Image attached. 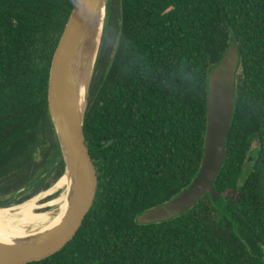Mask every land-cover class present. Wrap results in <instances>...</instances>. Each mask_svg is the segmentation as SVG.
Wrapping results in <instances>:
<instances>
[{
	"label": "trees",
	"instance_id": "1",
	"mask_svg": "<svg viewBox=\"0 0 264 264\" xmlns=\"http://www.w3.org/2000/svg\"><path fill=\"white\" fill-rule=\"evenodd\" d=\"M75 3L0 0L2 205L63 175L48 86ZM230 46L241 65L214 183L226 211L207 195L172 220L139 224L198 174L209 70ZM90 97L83 129L98 173L94 204L61 250L25 264H264V0H112Z\"/></svg>",
	"mask_w": 264,
	"mask_h": 264
},
{
	"label": "water",
	"instance_id": "2",
	"mask_svg": "<svg viewBox=\"0 0 264 264\" xmlns=\"http://www.w3.org/2000/svg\"><path fill=\"white\" fill-rule=\"evenodd\" d=\"M111 1L76 0L52 60L48 114L64 165L62 177L66 178L60 219L36 232H25L16 237L4 235L7 239H0V264H25L52 256L75 236L94 204L98 173L86 144L83 126L106 35ZM240 65L241 57L236 46H230L220 63L209 70L208 126L201 168L191 184L173 199L141 213L137 217L139 224L172 220L207 195L226 211L223 196L214 183L227 158V139L234 114ZM15 204L12 202L0 207ZM34 212L39 213L37 209Z\"/></svg>",
	"mask_w": 264,
	"mask_h": 264
},
{
	"label": "bare ground",
	"instance_id": "3",
	"mask_svg": "<svg viewBox=\"0 0 264 264\" xmlns=\"http://www.w3.org/2000/svg\"><path fill=\"white\" fill-rule=\"evenodd\" d=\"M65 187L66 178L62 177L60 180H58V182L50 190V192L59 193L61 192V190L65 189ZM39 198L40 195L35 196L20 205L0 207V239H7L4 235H11L16 237L25 234V232H36L44 228L46 229L59 221L61 215V213L59 214V212L62 207L58 208L59 211L50 210L42 213L34 212L39 208ZM54 202H56V200H53L52 202H50V204H54Z\"/></svg>",
	"mask_w": 264,
	"mask_h": 264
},
{
	"label": "rangeland",
	"instance_id": "4",
	"mask_svg": "<svg viewBox=\"0 0 264 264\" xmlns=\"http://www.w3.org/2000/svg\"><path fill=\"white\" fill-rule=\"evenodd\" d=\"M255 145V143H253ZM53 185L50 189L42 191L38 195H40V198L38 200L39 208L37 209V212H47L50 210L59 211L58 208L63 207L64 201H65V193H66V187L65 189L61 190V192H50V190L54 187ZM36 195V196H38ZM35 197V196H34ZM48 198H51L48 200ZM53 200H56L54 204H50ZM18 205V204H15Z\"/></svg>",
	"mask_w": 264,
	"mask_h": 264
}]
</instances>
